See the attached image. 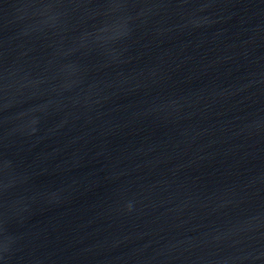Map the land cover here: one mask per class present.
<instances>
[{"label":"water","instance_id":"water-1","mask_svg":"<svg viewBox=\"0 0 264 264\" xmlns=\"http://www.w3.org/2000/svg\"><path fill=\"white\" fill-rule=\"evenodd\" d=\"M0 264H264V0H0Z\"/></svg>","mask_w":264,"mask_h":264}]
</instances>
